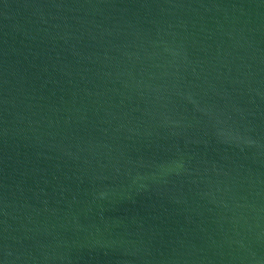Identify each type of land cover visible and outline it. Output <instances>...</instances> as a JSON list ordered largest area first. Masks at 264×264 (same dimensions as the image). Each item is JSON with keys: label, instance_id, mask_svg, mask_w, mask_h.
<instances>
[{"label": "water", "instance_id": "95a60500", "mask_svg": "<svg viewBox=\"0 0 264 264\" xmlns=\"http://www.w3.org/2000/svg\"><path fill=\"white\" fill-rule=\"evenodd\" d=\"M0 264H264V0H0Z\"/></svg>", "mask_w": 264, "mask_h": 264}]
</instances>
